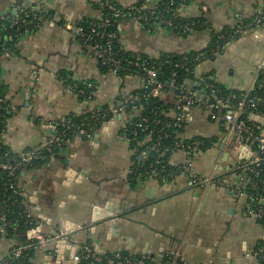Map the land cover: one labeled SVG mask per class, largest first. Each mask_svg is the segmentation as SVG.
<instances>
[{
	"label": "crops",
	"instance_id": "obj_1",
	"mask_svg": "<svg viewBox=\"0 0 264 264\" xmlns=\"http://www.w3.org/2000/svg\"><path fill=\"white\" fill-rule=\"evenodd\" d=\"M12 1L0 0V19L13 14ZM112 1L123 8L140 2ZM145 1L154 7L158 0ZM32 6L51 14L56 24L46 21L33 34L20 37L12 51L0 55V82L7 102L3 139L14 153L45 144L54 134L49 125L112 107L142 87L139 76L104 71L78 40V24L100 17L90 0H34ZM256 7L257 0H190L180 10L181 16L205 17L208 28L181 37L159 26L121 20L117 22L119 44L123 51L150 58L200 53L210 46L214 33L252 19ZM195 70L199 80L213 72L228 89L253 90L264 70V30L248 31ZM70 83H93L95 98L81 101ZM160 98L173 107L178 102L173 90ZM128 119L125 113L114 114L91 138L75 137L59 156L20 174L27 208L45 240L33 264H80L81 247L87 243L100 254L123 252L156 264H264L259 253L264 247L263 228L246 215L236 194L239 178L232 175L236 134L230 126L212 121L200 106L186 120L182 141L219 140L193 163L196 173L211 175L215 183L200 188L191 184L188 172L173 182L132 178L133 153L121 136ZM188 161L184 151L170 160L179 166ZM16 244L0 237V264H9L7 258Z\"/></svg>",
	"mask_w": 264,
	"mask_h": 264
},
{
	"label": "built area",
	"instance_id": "obj_2",
	"mask_svg": "<svg viewBox=\"0 0 264 264\" xmlns=\"http://www.w3.org/2000/svg\"><path fill=\"white\" fill-rule=\"evenodd\" d=\"M34 0H13V14L4 16L0 19L1 22H8L11 29H16V33L10 34L4 40L0 38V55L8 53L11 51L13 42L16 38L22 37L24 35H30L40 29L43 24L47 21L51 26L56 24L54 17L46 12H41L32 6ZM110 0H90V2L98 8L100 11V17L95 19L96 22L91 25L90 31L87 32L83 27L76 28V35L78 40L84 49L92 53L97 60L104 66L111 69V73L120 74L124 67L131 66L139 68L145 74V77L139 75L142 79V87L150 88L152 97H159L160 94L167 90H173L177 94L180 90V94H177V105L175 106V126L177 128H184L186 120L194 107H202L209 118L214 122H223L230 126L232 132L236 134V154L237 161L232 169V175L239 178V183L236 187V194L240 199L243 200L244 210L248 217L258 221L264 233V117L257 110H247L244 108L245 101L239 103L237 106L231 104L227 99H217L214 102L204 101L200 94L192 91L191 88L186 89L181 87L178 89L174 83L165 86L164 83L158 80V69L156 66L150 62L145 56L141 54H128V56L117 57L116 56V40L118 35L110 28L115 22L121 20H134L136 23L143 26V22H150L148 24L149 28L155 26L161 27V24H166L170 27L178 28L183 32H189L191 30V25L186 24L182 27H176L170 19L166 18V13L173 12L172 6H174L176 0H158L154 7H149L147 5L142 6H132L129 9L125 8H113L109 3ZM168 3V4H167ZM168 5V10L166 12L160 11L159 6ZM110 7V12L104 14V10ZM174 15L178 16L174 12ZM155 24L152 22H158ZM33 27V28H31ZM5 28V27H4ZM253 29L264 30V0H257V7L252 21L248 25H240L233 29L229 34L223 33L219 34L218 39L220 41L230 40L231 42L241 38L248 31ZM130 76V75H129ZM133 76V75H131ZM262 86V85H261ZM263 87V86H262ZM86 88L92 93L96 90V86L93 83H86ZM2 84L0 82V111L7 106L6 100L1 94ZM84 90H79L78 95H84ZM199 95V96H198ZM132 99V100H131ZM134 104L137 98L131 96L128 101ZM264 100V99H263ZM252 101H250L251 103ZM5 106V107H4ZM127 106L123 103H118L110 107L113 113L116 114H128L126 112ZM7 109V107H6ZM227 109V113L222 114V110ZM141 108L138 106H133L132 115H128L129 119L126 124L136 117V114L140 112ZM245 111V112H244ZM243 112L249 116V118H244ZM61 120L60 122H63ZM149 122L146 118L141 119V123L137 124V127L141 131L149 130V124L144 126L143 123ZM159 121H155V124H159ZM6 122L2 119L0 113V150L3 148L4 144V133H5ZM125 124V126H126ZM57 126L59 122L49 125V128L54 130L52 137L43 145L35 148H30L29 150L23 151L19 158L13 160L10 157V151L5 152L3 157L5 161L0 163V168L7 172L10 177H17L18 171H25L30 168L37 167L42 162L54 159L59 156L64 146L68 144V139H66V134H58ZM124 126V127H125ZM70 129V128H69ZM154 131H150L142 142H139L140 147H146V150L140 151L141 161L138 163V167L145 168V162L150 157L149 152H158V141L162 140V136H159L153 140L152 135ZM123 137V136H122ZM76 138H91L86 130H79ZM129 145L131 144V139L125 138ZM207 142L209 139L203 138ZM219 141V140H218ZM208 142L211 144L209 148L203 140L198 138H192L187 141H182L178 144L179 151H184L189 156V161L185 165H173L169 162V167L175 168V170L170 171L168 174H161L164 169L157 170L154 165H150L146 172H138L133 166L131 170V177H152L163 179L168 177H174L179 174L188 172L191 184L195 187L207 188L214 185L213 178L211 175L203 176L195 172L194 161L202 153L203 149H211L217 143ZM224 151V149H222ZM136 153V151H132ZM177 170V171H176ZM8 189L21 199V206H24L27 210V217L32 218V214L26 205V193L20 188L16 183H12L8 186ZM6 206L0 205V234L5 232V226L12 227L11 221L7 220L4 213ZM62 235L65 233L62 232ZM45 242L42 236V228L40 225H36L31 228L26 233V242L19 249L14 251V255L21 256L24 252L37 247ZM83 252V257L86 260L93 262L94 264L105 263V264H156L153 260L148 261L146 258H130L123 256L122 253H114L111 257L102 256L103 254L98 253L92 244L87 243L81 247ZM260 254L264 255V247L260 249ZM81 261V257L79 259Z\"/></svg>",
	"mask_w": 264,
	"mask_h": 264
},
{
	"label": "trees",
	"instance_id": "obj_3",
	"mask_svg": "<svg viewBox=\"0 0 264 264\" xmlns=\"http://www.w3.org/2000/svg\"><path fill=\"white\" fill-rule=\"evenodd\" d=\"M109 3L112 5L113 8H123L116 5L112 0H110ZM189 3L190 0H176L174 6H172L173 12L166 13L167 14L166 18L170 19L173 22V25H175L176 27H182L186 24L191 25L192 27L189 32H183L178 28L170 27L166 24H161V27L181 37L188 36L194 30H203L208 28L209 26L208 20L205 17L190 19L181 16L180 10L183 7L187 6ZM142 5L148 6L145 0H140V2L135 6H142ZM158 9L162 12H166L168 10V5H164L162 7L159 6ZM109 12H110V7L104 10L105 15L108 14ZM174 12L178 14V16L174 15ZM251 21L252 19L243 23L242 25L243 26L248 25ZM95 22L96 20H84L80 24H78L77 27H83L87 32L91 33L90 31L91 25ZM149 23L143 22V26L149 27L148 26ZM152 23H154V25L159 24V21ZM9 24L10 23L8 22L0 23V38L3 40L7 38L10 34L15 35L16 33V29L8 28ZM233 29L223 30L221 32L214 33L210 46L206 50L200 53L193 52V53H186L183 55L165 54L160 58H150L145 55L143 56L149 59L150 62L156 66V68L158 69V80L164 83L165 86L174 83V85L178 89H180L181 87H184L186 89L191 88L192 91L196 92L197 94H200L201 98H203L204 101H208V102H214L215 98L227 99L231 104L237 106L239 103L245 101L244 108H246L248 111L249 110L251 111L255 108L264 117V100H263L264 70L260 72L255 88L249 92L231 90L226 88L224 85L220 84L217 81L216 76L213 72L206 74L200 80L196 78L195 75L196 67L205 59H214L215 56L218 53L222 52L225 49V47L231 42L230 40L227 39L225 41H220L218 39L219 37L218 35L223 33L229 34L233 31ZM110 30L112 31L114 30L117 35L119 34L117 22L114 23V25L110 28ZM20 37L14 40L13 46H15L16 42L20 39ZM115 46H116L117 57L121 58L122 56H128V54H133L123 51L121 45L119 44V36L118 39L116 40ZM13 48L14 47H12L11 51L13 50ZM102 67L104 71L111 72V69L109 67L104 65H102ZM120 75H124V76L141 75L145 77V74L142 70L128 65L124 67V70H122ZM188 81L192 84L191 86L187 84ZM196 82L198 83L195 85ZM70 86L76 94H78L79 90L81 89L84 90L85 94L79 95L80 100L83 102H89L95 98L96 90L94 91V93H92L89 89L86 88V84L70 83ZM151 90L152 87L150 88L148 87L134 92L132 96L134 98L135 97L137 98V101L134 104L131 103L132 99L128 101V98L126 99L121 98L117 100L115 105L118 103H123L125 106H127L126 108V112L128 113L127 115L130 116L132 115L131 111L133 106H138L139 108H141L140 112L136 114V117L133 118L131 121H129L126 124V126L123 127L121 130V136L132 140L130 144V149L132 151H136V153L133 154L134 168L136 169V171L146 172L147 168L153 164L154 168H156L157 170L162 169L163 167L164 171L161 174L165 175L170 173V171L175 170V168H172L171 166L169 167V162L171 160L172 155L178 152L180 149L177 146L182 142V140L180 139V135L182 134L184 129L183 128L180 129L175 126L176 123L175 107L167 105L159 97H152ZM1 94L3 95L4 98L3 90H1ZM177 94H180V90L177 91ZM250 101L252 102L250 103ZM6 107L0 111L2 119L4 121L7 118ZM171 112L174 113V116L171 115L172 114ZM244 112L242 116L244 118H249V116H247ZM221 113L222 114L227 113V109L222 110ZM113 117H114V113L110 109V106L107 105L99 109L88 111L80 116L74 115L64 119L63 122H59V126H57V133L61 135L66 134L67 135L66 139H68V142L75 139V137L79 133V130H86V132L89 135L93 136L94 133H96L98 130L101 129L104 123L110 121ZM142 118H146L147 120H149V122L143 123L144 126H146V124H149V130L143 132L141 131L140 128L137 127V124L141 123ZM155 121H159L160 123L155 124ZM151 130L154 131L152 135L153 140H155L159 136H162V140L158 141L157 149L159 151L149 152L150 157L145 162V168H140L138 167L139 166L138 163H140L141 161L140 151L146 150L147 149L146 147L148 146L140 147L139 142H142ZM196 138L205 141L206 148L207 146L209 148L211 147V144H209L208 142L213 143L218 141L217 138L209 139L208 142L205 139H203V137H196ZM29 149L30 148H28L27 150ZM8 151H10V157L13 160L19 158V155L21 154V153H14L11 149H9V147L4 145L3 148L0 150V163L5 161L3 154ZM204 151H206V149L202 150V152ZM22 172L23 171H18L17 177L14 178V177H10L7 172L3 171L0 168V205L6 206V208L4 209V213L7 217V220L11 221L13 224L12 227L5 226V232L3 234H0V237L7 239H14L17 241V244L12 249L10 256L7 258V262L9 264H33V259L36 256V251L38 248V246L37 247L35 246L32 249L24 252L19 257L14 255V251L19 249L21 246L25 244L27 231L39 224L38 220L35 217L32 218L27 217L26 208H24V206H21L20 204L21 199L18 198L8 189V186L12 183H16L19 185L18 180ZM178 173L179 174H177V176L180 175V172ZM177 176L174 177L167 176V178L165 179H163V177H159L158 180L165 182H173ZM0 225H2L1 222ZM118 253H122L123 256H127L130 258H145V257H131L123 252H118ZM113 254L114 253H106L103 254L102 256L111 257ZM80 257H81L80 264H94L93 262L84 259L82 250L80 252ZM146 259L148 261H152V259L149 258ZM99 264H105V263H99Z\"/></svg>",
	"mask_w": 264,
	"mask_h": 264
},
{
	"label": "water",
	"instance_id": "obj_4",
	"mask_svg": "<svg viewBox=\"0 0 264 264\" xmlns=\"http://www.w3.org/2000/svg\"><path fill=\"white\" fill-rule=\"evenodd\" d=\"M198 96H199V95H198ZM48 127H49V126H48ZM226 158H227V156H226ZM226 158H225V159H226ZM50 259H51V258H50Z\"/></svg>",
	"mask_w": 264,
	"mask_h": 264
}]
</instances>
